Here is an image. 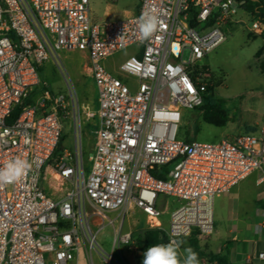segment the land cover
I'll list each match as a JSON object with an SVG mask.
<instances>
[{
	"label": "built area",
	"instance_id": "obj_1",
	"mask_svg": "<svg viewBox=\"0 0 264 264\" xmlns=\"http://www.w3.org/2000/svg\"><path fill=\"white\" fill-rule=\"evenodd\" d=\"M242 3L139 0L135 15L102 19L90 0H0V168L18 157L32 164L26 177L0 186V264H80L82 253L88 264H96L94 254L101 264H132L122 253H139L132 231L115 228L111 252L97 237L107 222L114 225L110 212L135 209L168 241L201 239L214 233L216 197L254 172L264 182V122L216 143L178 138L183 111L200 109L208 94L204 60L226 41L225 28L240 22V9L250 16ZM144 13L159 24L142 41ZM251 18V31L263 35L264 23ZM128 49L117 70L106 66ZM61 52L86 55L98 95L88 172L76 119L93 114L80 105L70 76L67 94L41 81L47 62L64 67ZM69 117L74 153L57 151ZM47 180L61 187L59 196L45 190Z\"/></svg>",
	"mask_w": 264,
	"mask_h": 264
},
{
	"label": "rangeland",
	"instance_id": "obj_2",
	"mask_svg": "<svg viewBox=\"0 0 264 264\" xmlns=\"http://www.w3.org/2000/svg\"><path fill=\"white\" fill-rule=\"evenodd\" d=\"M106 3L112 4V7L109 11L110 15H106L105 19H116L125 17V10H131L136 0H115L114 2L90 0V7L96 18L104 15ZM237 18L240 22L229 25L224 30L227 36L226 41L204 60V64L209 67V80L214 88L212 99H219L223 102L229 121L225 126L217 127L203 121L200 109H186L183 111V118L178 131V138L181 140L216 143L224 138L250 132L251 129L261 126L264 122V57H262L264 48L261 49L264 44V36L251 31L252 18L244 10L238 11ZM130 55H132V49L115 55L110 59L109 68L117 70L118 66ZM60 56L64 67H58L52 60L47 62L41 68V81L45 84V89L50 92L67 94L65 79L70 76L76 87L80 105L84 111L93 114V117H87L82 112L80 121L76 119L78 131L79 127L82 130V156L85 169L88 172L90 169L89 157L93 154L95 133L98 128L96 115L98 95L90 76L86 55L80 52H61ZM62 121L63 134L65 135L62 149L74 153V118L69 117ZM257 177L258 173L254 172L244 181L242 186H238L240 195H238L237 200L229 201L225 194L215 198L213 217L216 237H223L228 225L233 223L229 212L230 206L235 207L234 212L237 219H244L247 223L256 221L251 206L245 204L246 199H241V197L245 192L246 194H257L258 189L255 184ZM43 186L53 196L61 194L59 192L61 187L53 181H44ZM236 202L237 205L233 206ZM174 203L176 202L174 201ZM108 216L114 219V225L107 222L105 228L97 235L106 252H111L114 230L120 225L122 232L132 231L135 237L142 229L147 228L143 215L135 209L129 210L124 216L120 211L110 212ZM167 219L168 211L163 216L165 227H167ZM94 229L96 228L94 227ZM209 237L196 239L199 247L204 248L205 253ZM181 240L184 241L181 246L182 252L184 248L191 247V239ZM122 253L132 264H137L133 250L128 249L126 253L123 251ZM114 256L117 261L121 260L119 250L114 252ZM94 261L96 264H101L95 254ZM78 262L88 264L85 253L80 255ZM47 264L51 263L48 261Z\"/></svg>",
	"mask_w": 264,
	"mask_h": 264
},
{
	"label": "crops",
	"instance_id": "obj_3",
	"mask_svg": "<svg viewBox=\"0 0 264 264\" xmlns=\"http://www.w3.org/2000/svg\"><path fill=\"white\" fill-rule=\"evenodd\" d=\"M138 3L139 0H136V3L131 10H125V17L132 16L137 13ZM105 7L106 11L104 15L100 16V18L102 19H105L106 15H110L109 11L112 7V4L106 3ZM262 47L264 48V44ZM262 57H264V54L262 55ZM110 59L111 58L105 61V64L108 68ZM257 180L258 177L255 183L258 189L257 194H246L245 192L243 196L241 195V199H246L245 204L251 206V209L255 214L256 221L247 223L244 219H237L234 212L235 207L230 206L229 212L230 216H232L231 220L233 221V223L231 225H228L223 237H216L214 233L208 238L206 253H223L229 264H264V258H259V254L264 253V208L257 205V202H264V182L258 184ZM244 181L241 184L233 187L229 193L225 194L228 197L229 201L237 200L238 195H240V188H238V186H242ZM235 204L237 205V202L234 203L233 206H235ZM200 248L201 250H204V248ZM135 255L137 258L140 255V252L135 253ZM198 260L199 264H204V262L207 261L205 257H201Z\"/></svg>",
	"mask_w": 264,
	"mask_h": 264
},
{
	"label": "trees",
	"instance_id": "obj_4",
	"mask_svg": "<svg viewBox=\"0 0 264 264\" xmlns=\"http://www.w3.org/2000/svg\"><path fill=\"white\" fill-rule=\"evenodd\" d=\"M240 1L243 2L241 7L245 9L250 14L251 17L257 16L259 17L260 21L264 23V4L261 0H240ZM261 36H264V34ZM261 49H263V47ZM41 71L42 69H40V72ZM213 91L214 88L212 85H210L208 94L205 96L204 99V104L200 108V110L202 111V119L205 123L217 127H223L228 123L229 116L223 106V102L219 99H214V100L212 99ZM35 92H38V90H36ZM19 112L20 109L16 111L14 117H16L19 114ZM253 130L255 129H251V131ZM64 139H65V135L63 134L60 143L58 145L57 151H60L62 149V143L64 142ZM155 177L159 179H163L165 178V175L160 172H156ZM257 205L264 208V202L262 201L257 202ZM134 238H135V245L137 246L140 252V255L136 258L138 264H143L144 253L149 247L155 244H161V243L166 244L169 242L167 235L165 234L164 231L159 229H151V228L142 229L137 234L136 237L134 236ZM190 243L193 250L198 254V259H200L201 257H205L207 261L212 263L229 264L223 253H219V254L205 253L203 250H201L195 238L191 239Z\"/></svg>",
	"mask_w": 264,
	"mask_h": 264
},
{
	"label": "clouds",
	"instance_id": "obj_5",
	"mask_svg": "<svg viewBox=\"0 0 264 264\" xmlns=\"http://www.w3.org/2000/svg\"><path fill=\"white\" fill-rule=\"evenodd\" d=\"M159 20L155 15L142 14L139 21L141 40L149 39L157 30ZM32 164L26 159L10 160L0 168V186L15 183L26 177ZM182 240H170L168 243L155 244L144 253L143 264H199L198 254L187 247L181 252Z\"/></svg>",
	"mask_w": 264,
	"mask_h": 264
}]
</instances>
